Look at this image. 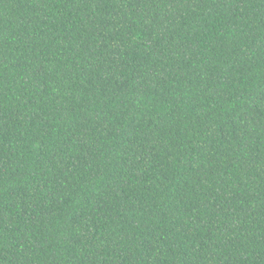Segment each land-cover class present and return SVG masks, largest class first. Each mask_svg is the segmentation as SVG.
<instances>
[{
	"label": "trees",
	"instance_id": "1",
	"mask_svg": "<svg viewBox=\"0 0 264 264\" xmlns=\"http://www.w3.org/2000/svg\"><path fill=\"white\" fill-rule=\"evenodd\" d=\"M0 264H264V0H0Z\"/></svg>",
	"mask_w": 264,
	"mask_h": 264
}]
</instances>
